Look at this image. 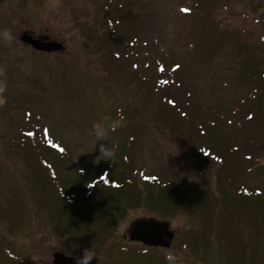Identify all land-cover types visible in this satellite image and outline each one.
<instances>
[{"label": "rangeland", "instance_id": "374dc122", "mask_svg": "<svg viewBox=\"0 0 264 264\" xmlns=\"http://www.w3.org/2000/svg\"><path fill=\"white\" fill-rule=\"evenodd\" d=\"M203 1L207 14H213L216 24L234 39L227 34L222 43L210 46L204 40L209 34L203 32L205 43L196 46L202 31L210 28L203 29L199 14L192 12L195 0H133L130 13H122L124 22L131 20L138 26L132 39H126V45L129 39L134 43L127 46L126 76L118 69L121 59L104 45L97 52L89 49L95 48V38L83 43L90 51H79L83 36L73 29L71 6L64 0H0V83L5 85L0 94L4 100L0 133L11 129L5 138L16 136L22 127L49 130L54 143L64 144L69 151L63 166L55 168L72 179L84 171L80 190L119 168L116 147L122 138H131L132 130L140 131L134 140L140 149L135 156L140 160L138 168L146 173L162 172L164 157L172 153L188 161L187 171L206 164L212 168L206 182L210 203L193 196L202 209L210 208L208 223L209 214L205 219L203 211L194 213L190 205L189 210H180L181 203L169 213L133 208L119 219L103 247L52 227L57 205H52L47 175L32 169L38 182H27L24 163L14 159L13 140L0 138V264H53L56 251L77 259L85 249L98 255L91 264H122L107 245L117 237L120 247L142 251V243L125 235L133 221L148 217L169 222L175 231L173 246L162 249L164 257H175V262L230 264L222 248L224 237L230 236L234 249L241 240L247 264H264L260 211L264 208L258 206L259 213H251L248 205L237 204L233 192L251 186L264 196V82L249 76L252 56L260 54L264 65V46L258 41L264 33V0ZM23 31L60 41L65 49L62 53L33 51L19 40ZM246 39L257 53L251 55L253 47ZM68 57L79 58L80 66ZM257 83L262 87L256 88ZM148 121L158 126L150 130ZM97 123L106 129L107 140L97 142ZM221 143L230 148L220 155L228 168L222 173L214 158L198 151L200 146L215 149ZM101 144L109 146L111 160L100 157ZM227 172L234 173L232 194H224L220 182ZM220 198L221 209L213 204Z\"/></svg>", "mask_w": 264, "mask_h": 264}, {"label": "trees", "instance_id": "16d2710c", "mask_svg": "<svg viewBox=\"0 0 264 264\" xmlns=\"http://www.w3.org/2000/svg\"><path fill=\"white\" fill-rule=\"evenodd\" d=\"M64 1L71 6L72 21H74L73 26H75L73 29L79 33L81 32L83 36L80 42L82 49H79V51L95 50L97 52L99 51V45H104L107 50H110L114 58L117 57V60L121 59L118 69L126 75L127 73H124V70H128L129 67L127 46H134V43L130 42V40L138 26L131 20L124 22L122 13H128V11L130 13L129 8L133 7V0H81V4L77 0ZM207 8L208 6L203 0H195L192 5V12L199 14L203 29L206 27L210 28L207 30L202 29V39L197 41L196 46L203 47V32L209 34L204 37V40L210 46L222 43L227 38V34L228 38L234 39L230 36V32H227L221 25L219 27L216 24V18L212 16L213 14H207L209 13L206 12ZM127 17H130V15L128 14ZM125 25L126 27H124ZM135 26L137 27L135 28ZM128 36L131 39L127 40L128 43L126 45ZM90 38H95L97 41L96 43L94 42L95 48H89L86 47L88 44H83L86 41L89 43ZM235 40L237 43L240 41L239 38L238 41L237 39ZM258 41L264 46L262 44L264 43V33L258 36ZM246 44L253 47V50H251L250 46H248L252 55V52L256 51V46L250 44L247 39ZM68 58H71L80 66L81 61L79 58L78 60L75 57ZM261 60V56L258 53L256 56H252V69L249 76L250 78H259L260 82H264V65ZM76 75H72L71 78ZM255 86L259 88L262 87V84L257 83ZM260 91L257 92L259 93ZM172 103L177 106L175 101ZM146 125H149L148 128L150 130H154L158 126L154 122L150 124L149 121ZM9 129L10 127L7 130H3L0 133V138H5ZM38 129V127L34 129L22 127L21 131L16 133V136L13 137L11 135L10 137L14 141L11 143L12 150L14 159L24 163L27 182H38L34 179L32 169L37 170L40 174L47 175L50 182L49 195L54 197L52 205H57L56 207L54 206L57 209L56 221L53 220L52 222V227L57 231L61 230V232H64L68 230L78 240L99 242L105 247V241L112 238L114 228L119 219L123 218L133 208L150 207L155 210L154 212L169 213L174 204L181 203L180 210H189L190 205L194 213H202L203 211L205 219L209 214L207 223L211 219L210 208L202 209L199 203L203 198H207V201H209L210 194L206 182L212 168L207 164L198 167L192 166L187 171L188 161H185V158L177 153H172L170 156L164 157L162 172L156 174L146 173L143 169L138 168L140 160L135 156L140 149L139 144L134 140L139 138L140 131L132 130L131 138H122L120 144L116 147L115 155L121 159L119 168L117 167L114 172L108 173L106 176L103 174L104 177L98 176L87 183L84 190H80V186L83 183L82 176L85 175L84 171L75 179L69 176L66 177L62 171H58L55 166H63L62 159L69 154V151L64 144L56 141L54 143L49 136V130L45 133V131ZM5 139L6 141L11 140L9 138ZM226 146L227 144L223 145V143L215 149H207L206 146H200L198 151L200 154L204 153L214 158L212 161L222 173L226 170L228 171V168L223 166L220 157L221 152L225 153L227 149L230 151V148ZM232 174L234 173L227 172L224 175V179L221 178L220 180L224 194H232L231 189L235 187L231 183ZM234 190V197L238 199L237 204L245 205L246 207L248 205L251 213H257L256 211L259 213L260 208L256 209L258 206L264 208V196L260 189L242 186ZM195 195H197L196 198L200 197L199 202L196 199L193 200ZM195 202L198 203V206H193ZM221 203V198L219 203L217 199L213 202L219 209H221ZM251 208H254V211ZM260 211L264 214V210L260 209ZM259 217H261V214ZM230 238L233 237L225 236L222 243V248L227 253L230 264H247L241 240L237 241V247L234 249L235 241ZM235 240L237 239L235 238ZM111 243L107 245L108 248L117 252V258H122V260L118 259V261L122 264H138L140 261L141 264H170V261L173 260L171 257H164L163 248L144 246L142 251L130 252L128 248L120 247L117 237ZM2 253L3 250L0 248V260ZM7 253L11 254L9 251ZM12 257L9 256L10 259ZM18 264H21V262ZM176 264L181 263L176 262Z\"/></svg>", "mask_w": 264, "mask_h": 264}, {"label": "water", "instance_id": "95a60500", "mask_svg": "<svg viewBox=\"0 0 264 264\" xmlns=\"http://www.w3.org/2000/svg\"><path fill=\"white\" fill-rule=\"evenodd\" d=\"M19 40L28 47L46 53H62L65 49L62 42L47 36H35L29 31H23ZM175 236L176 233L169 222L155 217L136 219L130 225L128 235H125L132 242L156 248H171ZM53 264H77V261L74 256L66 255L59 250L53 254Z\"/></svg>", "mask_w": 264, "mask_h": 264}, {"label": "clouds", "instance_id": "9594fccd", "mask_svg": "<svg viewBox=\"0 0 264 264\" xmlns=\"http://www.w3.org/2000/svg\"><path fill=\"white\" fill-rule=\"evenodd\" d=\"M4 36L6 39L10 38V34L5 30ZM5 91V85L0 83V94H2ZM4 103V100L2 99V97H0V105H2ZM94 134L97 138V142L98 141H105L107 140V131L104 128V126L100 123H97L94 125ZM97 142H96V147H97ZM100 150H101V156L100 157H106V160H111L113 153L110 150L109 146H106L104 144L100 145ZM98 257V255H96L91 249H85L83 254L81 256H79L76 261L77 264H91V261ZM170 264H176L175 259H173L172 261H170Z\"/></svg>", "mask_w": 264, "mask_h": 264}]
</instances>
